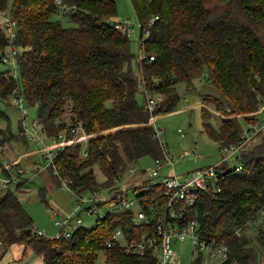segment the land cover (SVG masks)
Instances as JSON below:
<instances>
[{"label":"trees","instance_id":"1","mask_svg":"<svg viewBox=\"0 0 264 264\" xmlns=\"http://www.w3.org/2000/svg\"><path fill=\"white\" fill-rule=\"evenodd\" d=\"M61 1L0 0V11L8 12L18 26L11 43L0 25V49L16 45L19 63L17 77L10 70H0V100L23 95L36 104L37 118L47 137L80 122L91 134L86 145L78 142L57 152L54 166L47 167L52 175L60 183L70 180V188L79 195L113 187L142 157L163 159L151 117L173 110L180 99L178 83L193 88L194 79L202 75L221 93L202 94L204 103L221 113L214 123L212 111L201 107L203 130L221 151L239 146L240 163L233 168L224 163L220 190L200 192L189 218L198 221L207 241L227 246L223 264H252L255 249L241 231L264 213V131L247 143L244 132L264 116L256 113L264 101V40L231 11L234 6L240 9L264 34V0H222L227 8L218 13L204 0H131L142 26L140 45L146 53L137 63L139 75L133 70L136 55L130 36L114 24L117 0ZM60 12L70 15L74 25L65 26L53 18ZM155 16L158 18L150 34L144 37L143 26ZM141 86L145 99L148 94L163 96L162 105L153 114L148 98L145 103L137 98ZM0 121L8 122L6 127L0 126L3 151L15 134L2 108ZM20 131L27 139L23 123ZM3 171L11 178L6 168ZM23 183L0 196V242L5 249L24 244L45 264H96L101 251L106 255L105 264L144 263V255H130L118 245H106L118 227L126 234L135 233L133 236L142 229L134 226L130 212H108L94 226L78 227L70 239L50 238L37 233L33 218L16 194ZM256 237L264 249V228ZM259 259L264 264V253ZM193 264L203 261L196 258Z\"/></svg>","mask_w":264,"mask_h":264},{"label":"rangeland","instance_id":"2","mask_svg":"<svg viewBox=\"0 0 264 264\" xmlns=\"http://www.w3.org/2000/svg\"><path fill=\"white\" fill-rule=\"evenodd\" d=\"M208 8L213 12H221L227 8V5L222 0H204ZM118 16L114 20H129L134 24L133 32L130 36L131 48L136 55L132 65L133 70L139 75L138 61L143 53V48L140 45V25L137 20L131 0H117ZM231 14L238 20L248 23L255 28L264 40L263 29L249 21L244 12L234 6ZM53 18L60 20L65 26L74 25L70 15H65L62 12L54 14ZM258 28V29H257ZM145 36V34H144ZM0 70H10L14 72L11 64L0 61ZM177 92L180 95L179 101L174 106L173 110L167 113L156 115L153 126L158 131V137L167 145L168 155L175 162L174 166L170 167L176 174H184L188 171L214 165L225 155L220 150L217 142H215L203 130V117L201 107H207L212 111L211 120L216 123L219 119V114L212 104L204 103L202 94H211L213 96H221L217 87L207 84L204 77L199 75L194 79V87L189 88L185 82L177 84ZM155 99L159 100V106L162 105L163 96L153 94ZM137 98L140 103H145V90L141 86ZM15 97L11 96L8 100H0V108L5 110L10 117V130L15 134V137L5 145L4 153L0 151V196L8 189H15L18 182H24L22 187L16 190V194L21 200L26 214L34 220L36 229L44 232L45 236L54 237L61 231V227L55 224V216L73 215L74 213L82 220V225L92 227L96 224L99 217H104L108 212L120 211L119 206H110L113 200V193L110 191H97V196L102 199H107L106 202L100 205L97 212L89 213L82 205L77 209L78 195L69 187L63 185L53 175L49 166V162L39 152L42 148V143L36 140H28L22 137L20 124L22 123V114L20 108L14 103ZM25 106L28 110V120L32 121L37 118L38 106L25 100ZM69 115V113L67 112ZM68 119V116H67ZM240 123L244 128H248L244 120L240 119ZM8 122L0 121V126L6 127ZM44 138V137H43ZM47 144L52 141L49 138H44ZM196 149L197 156L192 155V151ZM10 158V161L8 160ZM19 159V164L15 165L14 161ZM8 163L11 165L7 167ZM237 154L227 160V168H233L239 165ZM37 164V166H36ZM38 166L41 168L39 169ZM155 166V161L150 156L140 158L137 162L132 163L130 167H136L138 170L148 169ZM129 167V168H130ZM6 168L14 178V182L7 187L4 182L9 178L3 171ZM168 168H165L167 172ZM102 179V175H100ZM126 181L121 182V185L131 184L136 175H130L126 170ZM120 185V184H119ZM81 196L92 197L94 192L86 190L80 193ZM130 197L133 193L129 194ZM260 228H264V213L251 223L247 228L241 231L243 238H250V246L255 249V256L252 264H260L258 260L264 249L260 245L256 233ZM177 259L180 264H193L197 258L193 251V245L189 240L178 241L173 244ZM106 255L104 251L99 253L96 264H105ZM0 264H45L44 259L36 254L30 247L24 244H13L8 249L0 242Z\"/></svg>","mask_w":264,"mask_h":264},{"label":"built area","instance_id":"3","mask_svg":"<svg viewBox=\"0 0 264 264\" xmlns=\"http://www.w3.org/2000/svg\"><path fill=\"white\" fill-rule=\"evenodd\" d=\"M56 2L57 4L62 3L61 0H56ZM156 18L158 16L152 17L143 26L144 37L150 34V27ZM114 24L117 29L123 30L131 36L134 24L129 20H116ZM0 25L8 32L12 43L16 39L18 31L16 20L8 12L0 11ZM139 25L141 29L142 26L140 23ZM11 46L13 47L6 50L0 49V60L11 64L14 69L12 74L17 77V69L19 67L17 59L18 49L16 45ZM144 58H146L145 51L140 55V59ZM150 58L154 59V56ZM147 98L149 110L153 114L159 107L160 99H155L149 94ZM14 100V103L20 108L27 139L36 140L43 144L39 152L53 166L55 156L59 150H63L67 146L78 142L86 145L87 140L91 136L85 131L80 122L71 129L66 127L58 135L47 137L38 118L32 121L28 120V110L25 106L24 96L19 95ZM256 113H264L263 100ZM155 119L156 115L153 114L150 123H154ZM261 131H264V116L262 120L252 123L249 130L244 132L245 143ZM43 137L49 138L52 142L47 144ZM161 148L164 154L163 159H155L154 167L141 170L136 167L128 168L130 175H136L133 179L134 183L121 185V182L127 179L125 172L123 177L117 180L116 185L98 190L112 192L113 200L110 202V206H119L122 211L130 212L134 226L142 228L136 236H133L135 233L126 234L122 227L116 228L106 242L107 247L118 245L130 255H144L145 261L143 264H180L174 258L176 254L173 244L178 241L189 240L193 245L194 253H196L197 258L202 259L203 264H223L228 255L227 246L216 241H207L199 231L198 221L195 218H189V212L196 204L200 192L220 190L223 179L222 173L225 171L224 163L230 157L238 154L240 147L224 148L222 151L225 155L216 164L200 167L184 174H176L170 170V167L174 166L175 160L168 155L167 145L162 141ZM191 154L197 156L196 149ZM83 155H87L85 150ZM9 166L8 164L7 167ZM165 168H168L167 172ZM39 169L41 168L39 167ZM236 169L239 170L240 166L236 167ZM13 182L14 178H9L4 182V186L7 187L9 183ZM70 183V180L63 179L61 184L70 188ZM130 193H133L132 197L129 196ZM106 201L107 199L97 196V191H94V196L92 197L79 194L77 209L84 205L89 213L97 212L100 205ZM53 217L55 224L61 227V231L54 237L64 236L70 239L76 229L83 226L82 220L75 213L66 216H55L54 214ZM36 231L39 235H44L43 231L38 229Z\"/></svg>","mask_w":264,"mask_h":264},{"label":"crops","instance_id":"4","mask_svg":"<svg viewBox=\"0 0 264 264\" xmlns=\"http://www.w3.org/2000/svg\"><path fill=\"white\" fill-rule=\"evenodd\" d=\"M4 150H5V147H4ZM4 150L3 151H1L2 153L1 154H3L4 153ZM8 160L10 161V158L8 157ZM19 161V159H16L15 161H14V163H16V162H18ZM9 164V163H8ZM54 215V214H53Z\"/></svg>","mask_w":264,"mask_h":264}]
</instances>
